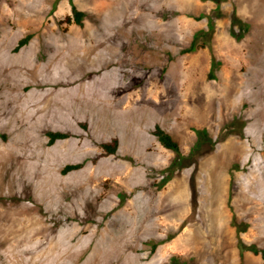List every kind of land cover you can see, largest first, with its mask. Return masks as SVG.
Here are the masks:
<instances>
[{
	"label": "rangeland",
	"instance_id": "obj_1",
	"mask_svg": "<svg viewBox=\"0 0 264 264\" xmlns=\"http://www.w3.org/2000/svg\"><path fill=\"white\" fill-rule=\"evenodd\" d=\"M73 3L83 26L69 23ZM73 3L0 0V264H71L29 250L45 235L37 219L51 238H88L76 264L98 244L108 252L102 264H264L262 253L242 254L233 221L247 247L264 251V198L245 201L240 185L257 162L264 168V0ZM157 125L180 154L154 136ZM49 132L70 138L49 145ZM115 138L118 152L103 156ZM250 143L248 157L235 153L233 144ZM23 168L34 183L20 178ZM43 182L62 207L49 205Z\"/></svg>",
	"mask_w": 264,
	"mask_h": 264
},
{
	"label": "bare ground",
	"instance_id": "obj_2",
	"mask_svg": "<svg viewBox=\"0 0 264 264\" xmlns=\"http://www.w3.org/2000/svg\"><path fill=\"white\" fill-rule=\"evenodd\" d=\"M185 5L190 6L189 4H185ZM84 37H85L84 35H79V37L77 38L78 43H76V46H79V42H83ZM99 38L101 39V37H99V35L98 36H92L89 40V46L90 45H92V46L96 45L95 49H99L100 46L102 45L99 42V40H100ZM85 48L88 49L87 46L83 44L81 50H84ZM77 50H80V48H78ZM63 52H64V49L61 46L57 47L56 50H51L53 57L50 59L49 63H55L56 61H58L59 57L62 55ZM88 52L90 53L91 49H88L86 51V54ZM116 54H114V55H116ZM104 61H106V58L104 56H102L98 62L100 63V62H104ZM27 66H28L29 70H33L40 75L43 73V71L41 69H39L40 67L37 65V63H28ZM47 70H49V69H47ZM60 81H61V79H58V82H56V84H58V83L63 84L64 83V82H60ZM196 87H197V85H196ZM60 93H61V91H60ZM36 97H37V93L34 92L31 95V97L25 102V105H23L24 109L25 108L29 109V107H28L29 103L34 102ZM233 145H235V153L238 149H241V151H243V155H245V158H246V156L248 157L251 154V150H250V147L252 146L251 143H250V145H247V144L246 145L245 144H240V145L233 144ZM23 155H24V158H26V152H25V154H22V156ZM35 165L36 164H34V166L31 165L32 170L33 171L40 170V169H38L40 166H35ZM263 169L264 168L261 165V163L257 162V167H256V170L253 174H251V175L249 174L246 177H240V181H241L240 185L242 187H245V189H244V192H245L244 197L246 198L245 201H252L254 203H251V204H255L256 206H258L260 204L255 203V201H254L255 197L261 196L262 198H264V170ZM89 174H88L89 177L87 178L88 180H90V178L93 177V174H90V175ZM20 178L28 179V182L31 184L35 182L34 178H32L31 176H27L24 173V168L22 169V172L20 173ZM42 178H43V176L40 177V179H42ZM58 184H59L58 181H56V183H54L55 189L58 186ZM85 184L89 185V182L86 181ZM217 184H218V190L222 193L223 190H225V186H224L225 176H224V174L221 175V177H219V181H217ZM41 187L45 190L44 195H45V198L49 201L50 206L53 204V205H55V207L57 209H58V207H62V206H59V204H61L60 195H58V192L56 190H54L55 192H53V191L47 189L44 182L42 183ZM253 187H256L255 194H253V196L252 195L250 196V195H248V192H250L251 188H253ZM89 194H90V192H89ZM85 199L88 200V196L87 197L85 196ZM65 210H67L68 212H71L72 208L70 206H68L65 208ZM260 212H262V210ZM257 219H258V217H257ZM37 220L39 222L38 223L39 229L37 227H34L35 231L37 232L40 230L45 235H44V237H41L39 235V232H37L36 239L34 241L35 244L32 245L31 249H29V250L37 251L40 253H43L44 251L45 252L50 251L49 252L50 256L56 255L58 257V260L56 259L57 260L56 263H59V261L63 260L65 257H71L73 259V261H70L71 264H76V261L78 260V254H79L78 250L79 249L81 250L82 249L81 247H85V245L88 242V238L83 240L82 238H79V232L75 233V232H68V231H62L58 235V237L51 238V235H49V234L46 235V233L49 231L47 229L48 228L47 223L44 221V223L46 225L45 226L41 219H37ZM37 235H38V237H37ZM93 236L94 235H90L89 240H91L93 238ZM107 254H108V252H107L105 246L98 244L94 250L93 255L89 258V260L85 264H102V263H104L103 261L105 260V257L107 256ZM53 261H55V260H53Z\"/></svg>",
	"mask_w": 264,
	"mask_h": 264
},
{
	"label": "trees",
	"instance_id": "obj_3",
	"mask_svg": "<svg viewBox=\"0 0 264 264\" xmlns=\"http://www.w3.org/2000/svg\"><path fill=\"white\" fill-rule=\"evenodd\" d=\"M72 3H73V0H72ZM72 11H73V16L69 17V23L72 24L74 22L79 26H83V19L85 17V13L83 11H80L74 3L72 5ZM212 30H214V27L212 28ZM204 34L205 33L197 34L191 44V47L184 50L183 54L194 52L198 47V41ZM31 39H32V35H29L26 38L20 40L16 48V51L19 52L23 47H25L30 42ZM153 134L166 149L173 151L177 154L181 153L180 143L169 132L164 130L161 126L157 125ZM48 137H49V145H54L59 140H65V139L70 138V135L67 133H62V132H49ZM119 148H120V140L118 138H115L112 141L104 143L102 145V149L104 150L102 155L103 156L114 155L118 152ZM82 167L83 165L81 164L69 165L66 167L65 172L68 173L71 171L79 170ZM233 221H234V225L238 229L239 247L242 251V254L243 252L250 250L254 252L256 255H259L262 253L264 256V251H261L257 246L247 247L243 243V240L241 238V233L243 232V230L239 228L237 221H236V216L234 217Z\"/></svg>",
	"mask_w": 264,
	"mask_h": 264
}]
</instances>
